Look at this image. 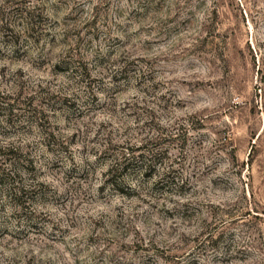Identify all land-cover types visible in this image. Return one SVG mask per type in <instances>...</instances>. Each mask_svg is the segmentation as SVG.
Segmentation results:
<instances>
[{
  "label": "rangeland",
  "instance_id": "obj_1",
  "mask_svg": "<svg viewBox=\"0 0 264 264\" xmlns=\"http://www.w3.org/2000/svg\"><path fill=\"white\" fill-rule=\"evenodd\" d=\"M0 173V264H264V0H0Z\"/></svg>",
  "mask_w": 264,
  "mask_h": 264
},
{
  "label": "trees",
  "instance_id": "obj_2",
  "mask_svg": "<svg viewBox=\"0 0 264 264\" xmlns=\"http://www.w3.org/2000/svg\"><path fill=\"white\" fill-rule=\"evenodd\" d=\"M32 17L31 15L27 12V15H26V19L30 20ZM24 32L26 33V31L24 30ZM139 147H136L135 149L137 150ZM125 160V159H124ZM1 178H2V175L0 173V184H2L3 182L1 181ZM113 184L115 183H112V186ZM7 191L9 192V195L11 197H13L14 199L15 198H18L19 194H20V191L21 189L19 187H15L14 185L10 184V183H7Z\"/></svg>",
  "mask_w": 264,
  "mask_h": 264
}]
</instances>
